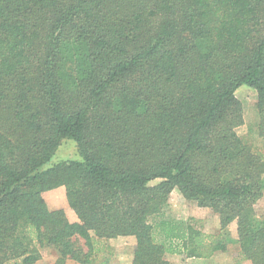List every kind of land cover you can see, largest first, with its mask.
<instances>
[{
    "label": "trees",
    "instance_id": "1",
    "mask_svg": "<svg viewBox=\"0 0 264 264\" xmlns=\"http://www.w3.org/2000/svg\"><path fill=\"white\" fill-rule=\"evenodd\" d=\"M257 94L264 139V0H0V264H91L132 236L131 264H264V157L236 127ZM71 139L80 159L45 166ZM63 186L71 221L43 192ZM219 231L163 216L170 192Z\"/></svg>",
    "mask_w": 264,
    "mask_h": 264
},
{
    "label": "rangeland",
    "instance_id": "2",
    "mask_svg": "<svg viewBox=\"0 0 264 264\" xmlns=\"http://www.w3.org/2000/svg\"><path fill=\"white\" fill-rule=\"evenodd\" d=\"M236 97L242 104L243 123L236 127V132L247 139L249 144L264 157V139L256 132L258 121L256 99L257 94L254 89L248 86H240L236 92ZM80 159L75 142L71 139H62L52 158L45 166L53 165L61 161ZM43 197L50 209L62 208L71 221H76L74 211L68 206L65 198L63 186L56 187L43 192ZM259 215H264V193L257 203ZM163 216L175 220H188L196 218L203 230L209 233L219 231L218 215L208 207L198 206L195 201L183 197L181 192L174 188L168 197L167 206L163 210ZM228 237V248L226 251H217L209 258H187L180 254L168 253L169 261L172 264H236L237 255L236 225L235 222L229 224L226 229ZM135 239L132 236H119L116 238H106L99 240L102 250L95 254L91 264H131ZM41 258L37 264H54L57 253L52 247L40 249ZM64 264H79L67 259ZM239 264H251L249 261H242Z\"/></svg>",
    "mask_w": 264,
    "mask_h": 264
},
{
    "label": "crops",
    "instance_id": "3",
    "mask_svg": "<svg viewBox=\"0 0 264 264\" xmlns=\"http://www.w3.org/2000/svg\"><path fill=\"white\" fill-rule=\"evenodd\" d=\"M166 258H167L168 260H170L169 257L166 256Z\"/></svg>",
    "mask_w": 264,
    "mask_h": 264
}]
</instances>
